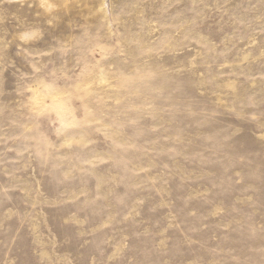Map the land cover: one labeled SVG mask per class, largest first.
I'll return each mask as SVG.
<instances>
[{"label":"rangeland","instance_id":"rangeland-1","mask_svg":"<svg viewBox=\"0 0 264 264\" xmlns=\"http://www.w3.org/2000/svg\"><path fill=\"white\" fill-rule=\"evenodd\" d=\"M59 1L0 0V264H264V0Z\"/></svg>","mask_w":264,"mask_h":264},{"label":"bare ground","instance_id":"bare-ground-1","mask_svg":"<svg viewBox=\"0 0 264 264\" xmlns=\"http://www.w3.org/2000/svg\"><path fill=\"white\" fill-rule=\"evenodd\" d=\"M63 2H67L69 0H62ZM60 3L59 0H39V4L47 8V10L52 11L54 8L58 7V4ZM105 3V1H104ZM30 34L26 33L24 36H28Z\"/></svg>","mask_w":264,"mask_h":264}]
</instances>
